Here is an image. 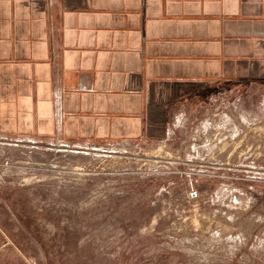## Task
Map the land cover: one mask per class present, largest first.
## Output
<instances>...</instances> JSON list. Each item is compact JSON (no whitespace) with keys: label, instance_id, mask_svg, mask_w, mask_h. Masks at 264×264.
Masks as SVG:
<instances>
[{"label":"rangeland","instance_id":"obj_1","mask_svg":"<svg viewBox=\"0 0 264 264\" xmlns=\"http://www.w3.org/2000/svg\"><path fill=\"white\" fill-rule=\"evenodd\" d=\"M0 264H264V81L164 141L0 138Z\"/></svg>","mask_w":264,"mask_h":264},{"label":"crops","instance_id":"obj_2","mask_svg":"<svg viewBox=\"0 0 264 264\" xmlns=\"http://www.w3.org/2000/svg\"><path fill=\"white\" fill-rule=\"evenodd\" d=\"M264 81V0H0V138L164 141Z\"/></svg>","mask_w":264,"mask_h":264},{"label":"built area","instance_id":"obj_3","mask_svg":"<svg viewBox=\"0 0 264 264\" xmlns=\"http://www.w3.org/2000/svg\"><path fill=\"white\" fill-rule=\"evenodd\" d=\"M189 195L191 198H195L198 196V190L195 189L194 187L190 188Z\"/></svg>","mask_w":264,"mask_h":264},{"label":"bare ground","instance_id":"obj_4","mask_svg":"<svg viewBox=\"0 0 264 264\" xmlns=\"http://www.w3.org/2000/svg\"><path fill=\"white\" fill-rule=\"evenodd\" d=\"M103 149H104L103 151H105V149H108L106 152H114V151L119 150V148H117L116 146L111 147V148L104 147Z\"/></svg>","mask_w":264,"mask_h":264},{"label":"trees","instance_id":"obj_5","mask_svg":"<svg viewBox=\"0 0 264 264\" xmlns=\"http://www.w3.org/2000/svg\"><path fill=\"white\" fill-rule=\"evenodd\" d=\"M22 219H23V223L27 226V227H29L30 228V225L28 224V222L26 223V221H27V219L26 218H24V217H21Z\"/></svg>","mask_w":264,"mask_h":264}]
</instances>
